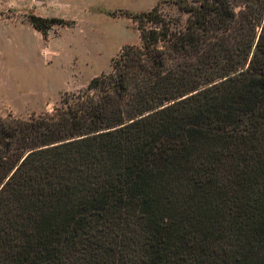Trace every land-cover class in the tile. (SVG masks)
<instances>
[{
  "label": "trees",
  "instance_id": "trees-1",
  "mask_svg": "<svg viewBox=\"0 0 264 264\" xmlns=\"http://www.w3.org/2000/svg\"><path fill=\"white\" fill-rule=\"evenodd\" d=\"M172 3L182 27L125 13L109 73L0 117V264H264V0Z\"/></svg>",
  "mask_w": 264,
  "mask_h": 264
},
{
  "label": "rangeland",
  "instance_id": "rangeland-1",
  "mask_svg": "<svg viewBox=\"0 0 264 264\" xmlns=\"http://www.w3.org/2000/svg\"><path fill=\"white\" fill-rule=\"evenodd\" d=\"M155 6L179 26L185 24L186 15L172 0H0V117L50 114L62 106L65 93L76 94L94 76L109 73L124 47L141 45L125 13ZM31 15L57 20L42 39L54 54L48 65ZM16 28L22 34L14 33Z\"/></svg>",
  "mask_w": 264,
  "mask_h": 264
},
{
  "label": "crops",
  "instance_id": "crops-1",
  "mask_svg": "<svg viewBox=\"0 0 264 264\" xmlns=\"http://www.w3.org/2000/svg\"><path fill=\"white\" fill-rule=\"evenodd\" d=\"M36 31V30H35ZM13 32L14 33H16V32H18V33H20V34H22L21 33V30L20 29H13ZM37 32V31H36ZM37 33H39V32H37ZM40 34V33H39ZM41 35V34H40ZM41 37H42V35H41ZM42 39H43V37L41 38V40H40V42L42 43V46H41V54H43V56H44V60L42 61L44 64H46V65H48L49 63H51V61H52V59L54 58V54L47 48V44L49 43V42H47V41H42ZM50 51V52H49ZM45 54V55H44ZM42 56V55H41ZM95 77V76H94ZM93 77V78H94ZM90 81V80H89Z\"/></svg>",
  "mask_w": 264,
  "mask_h": 264
}]
</instances>
